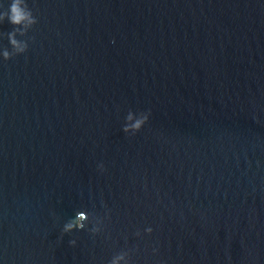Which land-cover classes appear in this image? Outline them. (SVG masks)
Wrapping results in <instances>:
<instances>
[{"label":"water","instance_id":"1","mask_svg":"<svg viewBox=\"0 0 264 264\" xmlns=\"http://www.w3.org/2000/svg\"><path fill=\"white\" fill-rule=\"evenodd\" d=\"M27 3L0 56V264H264V0ZM77 210L102 230L61 235Z\"/></svg>","mask_w":264,"mask_h":264},{"label":"clouds","instance_id":"2","mask_svg":"<svg viewBox=\"0 0 264 264\" xmlns=\"http://www.w3.org/2000/svg\"><path fill=\"white\" fill-rule=\"evenodd\" d=\"M7 21L13 26L10 31L6 33H0V36L6 35L7 40L11 46V50L8 48L0 49V56L6 61L18 54L26 52L28 48V41L24 39H17V35L24 37L29 29L35 25L38 21L33 15L32 10L29 8L27 0H10L7 9L0 10V23ZM29 40L34 39L29 37ZM150 110L133 113L129 110L125 116V123L122 126V131L128 135H135L142 126L148 121ZM97 169L101 172L105 170L103 162L97 164ZM107 215V212L105 213ZM88 224L91 227L87 228V231L95 236L102 230L103 219L99 216H91L86 210H77L73 217L69 218L61 228V235L71 233L75 230L85 229ZM152 228L146 227L145 233H151ZM134 235L140 236L141 233L137 230ZM70 246L76 245L75 239L68 241ZM133 249L121 250L115 253L107 264H130V253ZM157 249L153 248V252Z\"/></svg>","mask_w":264,"mask_h":264}]
</instances>
